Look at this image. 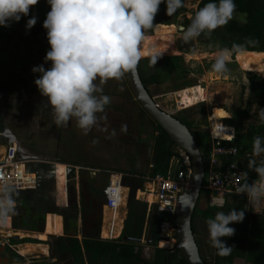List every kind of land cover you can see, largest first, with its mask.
<instances>
[{
  "label": "rangeland",
  "instance_id": "1",
  "mask_svg": "<svg viewBox=\"0 0 264 264\" xmlns=\"http://www.w3.org/2000/svg\"><path fill=\"white\" fill-rule=\"evenodd\" d=\"M198 1L184 0L186 10L179 18L180 21L192 20ZM41 8H44L46 17L50 6L46 0H39L38 4L31 7L28 16L22 17L19 22L10 24L26 22L33 16L38 19ZM232 20L243 24L246 19L245 15L234 13ZM227 25L218 27L210 35L202 34L189 42L182 39L184 29L180 31L176 28L174 32L167 30L163 34L167 53L160 57H182L187 76L185 79H174L160 85L149 86L155 101L163 109L189 122L191 131L197 138H203L208 134L211 123L214 127L221 125V119L225 114L231 117L225 122L234 124L233 113L245 106L247 70L241 69L238 64L249 52L240 49L235 55L232 53L233 56L227 64L228 72L224 74H218L212 70L216 54L221 49L232 50L233 45L238 43V37L227 30ZM49 50L48 40L43 38L42 31L38 28L26 30L22 25L17 28L16 35L6 39L0 38V144H5L6 140L17 139L20 142V150L17 152L19 158L21 155L24 157V147L32 156H40L47 160L53 159L65 165L101 169L102 172L97 174L95 179L90 178L87 170L80 169L77 181L71 169L66 184L67 207L72 208L80 202L86 231L92 234L101 223L102 191L109 172L120 171L119 173L123 174V186L129 189L127 199L130 196L136 197L141 187L140 181L134 179L130 171L133 170L138 174H145L149 171L148 162L157 123L134 99L123 77L120 80H109L101 86L103 94L111 97V103L106 106L105 113H100L98 116L106 115L107 119H100L98 125L94 126L87 135H84L77 127L75 118L70 120L67 126H56L51 109L47 104V97H43L34 84V80L39 78L40 74L32 71L35 66L43 65L46 70L51 67V62L44 59ZM261 53V57L254 59V65L255 72L264 76V51ZM151 57H142L139 62L144 77L155 72L158 65L167 63V61L158 60L153 64ZM171 86L174 90L170 89ZM180 105H185L183 107L186 108H181ZM259 108L261 107L258 105L253 106L251 116L244 122L245 126L258 120ZM121 125H127L126 133L120 131ZM113 129L116 130V135H112ZM216 134L225 136L227 133L225 130H219ZM177 150L183 157L185 152L178 147ZM173 161L175 164L176 160ZM76 182H79V195L76 193L78 198L72 191ZM42 188V185H38L32 191H24L20 194L22 199L15 204V213L11 215L14 223H11V228H9L13 231V235L9 236L10 245L11 239L15 237L37 239L44 230L48 213L59 214L63 222L64 217L67 218L66 210L56 207L54 190L51 189L52 192L47 194ZM206 196L207 192L202 189L193 222L201 253L207 262H211L215 248L211 246L207 221L214 219L220 210L208 208ZM153 197L154 200L157 199L156 195ZM25 198L30 201L26 202ZM230 201L232 202V199ZM240 205L247 210L243 204L240 203ZM261 208L264 209V201L258 205L249 206L252 210ZM204 211L211 213L213 218H206L203 215L204 220H198L199 213L203 214ZM75 213L72 211V214ZM79 213L77 211L75 214L77 216L73 217H78ZM69 219L71 220V217ZM17 229L27 235L25 237L14 235ZM174 243L169 239L159 245L171 249ZM48 246L50 251L51 245L48 244ZM154 253L155 247L143 242L141 254L152 260ZM33 255L34 258L30 256H28L29 259L24 258L7 243L0 245V264H22L24 262L28 264H72V258L67 255L56 259L44 253L36 252ZM237 264L247 263L237 261Z\"/></svg>",
  "mask_w": 264,
  "mask_h": 264
},
{
  "label": "clouds",
  "instance_id": "2",
  "mask_svg": "<svg viewBox=\"0 0 264 264\" xmlns=\"http://www.w3.org/2000/svg\"><path fill=\"white\" fill-rule=\"evenodd\" d=\"M39 0H0V26H10L28 16L32 6ZM50 11L43 22L47 30L50 50L43 65L32 68L39 73L34 80L38 91L47 97L54 123L67 126L75 118L77 127L87 135L105 113L111 97L103 94L102 85L109 80H120L128 73H135L142 59V47L146 33L153 29L159 6L166 4V14L171 16L183 6V0H46ZM236 11L235 0H210L199 8L184 29L182 39L189 42L202 34L210 35L218 27L228 24ZM37 23L35 16L27 20L25 28L31 29ZM239 51V45H233ZM151 61L160 57L152 49ZM232 50L221 49L215 56L212 70L218 74L228 72ZM226 118L223 119V121ZM258 119L264 124V108H259ZM120 131L127 132V125ZM116 135V130H112ZM254 157H264V136L253 139ZM248 168L256 173L257 179L248 183V173H243L244 183L237 188V194H245L250 205L264 201V159L257 163L250 159ZM15 191L7 182H0V225L7 224L15 213ZM243 210L232 209L228 213L218 212L207 221L211 246L221 256L231 253L221 237H231L235 229L230 224L243 221Z\"/></svg>",
  "mask_w": 264,
  "mask_h": 264
},
{
  "label": "trees",
  "instance_id": "3",
  "mask_svg": "<svg viewBox=\"0 0 264 264\" xmlns=\"http://www.w3.org/2000/svg\"><path fill=\"white\" fill-rule=\"evenodd\" d=\"M208 2L210 0H199L196 11ZM235 4V13L245 15L246 20L243 24L232 20L226 28L238 37L236 45H239L240 49L250 54L248 53L238 64L241 69L247 70L246 79L248 84L245 87L247 89V97L245 106L233 113L234 124L228 123L236 129L235 139L226 143L234 144L238 148L237 158L239 163L248 173L251 181H254L257 176L255 172L248 168V163L250 159H256L259 164V161L264 159V157H254L252 151L254 137L258 135L264 136V124H261L258 119L256 122L249 123L247 127H244V122L251 116L253 106L258 105L264 108V76L255 72L254 65V59L261 57V52L264 51V0H235ZM185 10L184 0L183 6L171 16L166 14V4L162 3L159 6V11L153 22L155 27L146 33L141 49L142 57L152 56L153 48L157 49L161 55H166L167 45L163 34L167 30L174 32L179 25H182L184 29L190 25L191 20L189 19L179 20ZM45 19L44 8H41L37 23L32 28L40 29L43 38L47 40V30L43 28ZM26 22L10 24L7 27L0 26V38L6 39L16 35L17 28L22 25L25 27ZM149 34L153 36L149 37ZM232 53L235 55L237 51L232 48ZM158 60L167 61V63L158 65L157 70L147 77L143 76L140 63L137 66L141 80L150 95V85H160L174 79H185L187 76L182 57L164 56L159 57ZM170 89H173V87L171 86ZM229 117V114H225L222 118L228 120ZM177 118L184 122L191 131L189 122H185L179 117ZM154 133L149 171L145 174H138L133 170L130 171L132 177L140 181V188H142L145 181L151 180L157 174L165 176L171 171L176 176L185 166L183 157L177 150L176 144L170 140L169 135L158 124L155 125ZM192 134L194 135V132ZM194 137L200 150H202L208 134L203 138H197L195 135ZM173 160H176L174 165H172ZM150 195V192L146 190H142L139 193V197L155 202L156 199L150 198ZM127 209V217L123 222L122 232L117 239H101L96 235L84 236L80 240L73 235L55 237L52 234H46L44 238L41 236L37 239H18L15 237L11 241L12 243L36 242L34 243L35 246L47 249V244H50V257L56 259L67 255L72 258V264H187L177 248L168 249L159 245L165 241L159 230L160 224L165 217L157 211L155 204L149 206L146 201L130 196L127 202ZM232 209L243 210L245 216L242 222L229 225L235 229L233 236L220 238L227 246L232 247L231 253L227 256H221L218 254V250L214 249L211 262H207L201 253L200 244L196 238L203 260L206 264H237V261H244L247 264H264V209L246 211L240 203L228 202L223 208L217 210L228 213ZM195 212L196 207L192 217L194 234L193 220ZM204 212L206 217L213 218L211 213ZM38 231L42 232L41 229H38ZM143 237L146 240L145 244L155 247L152 260L145 258L141 254L143 247L141 240ZM30 247L28 244H21L16 246V250L22 255H31L28 250Z\"/></svg>",
  "mask_w": 264,
  "mask_h": 264
},
{
  "label": "built area",
  "instance_id": "4",
  "mask_svg": "<svg viewBox=\"0 0 264 264\" xmlns=\"http://www.w3.org/2000/svg\"><path fill=\"white\" fill-rule=\"evenodd\" d=\"M202 102V99H200ZM181 108L185 105H180ZM222 124L216 125L211 123L209 125V132L206 141L204 142L203 149L200 150L203 160H204V180L202 189L208 193L207 203L208 207L212 209H221L228 202H238L243 204L246 211H251L249 209L250 204L248 203L247 197L245 194H237V188L244 183L243 173L245 169L239 163L238 148L234 144L226 143L232 142L236 136V129L233 125L224 123L221 119ZM248 124L244 127H247ZM219 130H225L227 133L225 136H218L216 134ZM18 146L15 142H10L7 144L3 160L0 161V182H7L10 186L15 189H34L38 186L37 178L35 172H28L33 174V184L32 186H19L15 181L14 174L12 172L9 160L13 163L20 161L26 165V160H19L17 156ZM29 161H27L28 163ZM55 164V161H52ZM184 168L176 176L169 171L165 176L157 174L154 178L151 179L152 182L156 183L157 189L154 192L157 196L154 204L158 212L162 213L165 219L160 224V235L165 240H173L176 242V210L178 206V196L180 193L188 191L191 187V180L188 175L190 171V160L187 154L183 156ZM66 166V183L68 181L69 171L73 169L75 179L78 178V171L80 169L87 170L92 177L97 176L101 173L102 170L99 168H89L81 167L74 165H65ZM45 171V170H43ZM42 171V173H43ZM48 173V170H46ZM251 178L248 175V183H252ZM123 174L119 172H109L107 182L103 189V198H104V209L107 208L110 210H116L118 208L119 200L122 196V187H123ZM112 220V219H110ZM10 222V218L8 220ZM7 222V223H8ZM11 225V224H10ZM7 224L0 225V245L9 243V237H5L3 231L8 229ZM107 239H115L112 237V231L110 230V236L104 237ZM175 244V243H174ZM174 246V245H173ZM34 258V255L23 256L24 258ZM49 257V255H47ZM29 259V258H28ZM26 259V260H28ZM22 264H28L26 262Z\"/></svg>",
  "mask_w": 264,
  "mask_h": 264
},
{
  "label": "water",
  "instance_id": "5",
  "mask_svg": "<svg viewBox=\"0 0 264 264\" xmlns=\"http://www.w3.org/2000/svg\"><path fill=\"white\" fill-rule=\"evenodd\" d=\"M183 29L184 27L182 25L178 26V30L181 31ZM125 80L134 99L138 102L140 107L169 135L170 140L189 157L191 168L190 171H188V175L191 180V187L188 191L182 192L178 196V206L175 215L176 242L172 248H177L181 252L182 257L187 264H206L200 254L192 228V217L200 197L204 180V160L197 141L189 127L184 122L179 120L171 112L163 109L155 101L153 96L150 95L141 80L138 67L135 73L126 74ZM11 142H15L20 150V142L17 139H13ZM27 164V170H35V173L38 176L37 181H39V177L43 170H51L48 171L52 176L51 189L55 188V166L52 161L51 163L29 162ZM14 191L16 202H19L22 199L20 194L26 191V189H14ZM126 202H128V199ZM56 207L59 209L63 208V210L65 209V207ZM53 236L57 237L58 235L53 234Z\"/></svg>",
  "mask_w": 264,
  "mask_h": 264
},
{
  "label": "crops",
  "instance_id": "6",
  "mask_svg": "<svg viewBox=\"0 0 264 264\" xmlns=\"http://www.w3.org/2000/svg\"><path fill=\"white\" fill-rule=\"evenodd\" d=\"M225 121L226 120H224V122ZM225 123H227V122H225ZM11 141L12 140H8V141L6 140L5 144H0V161L3 160L6 146ZM151 149H152V147H151ZM28 151L29 150L27 148L23 147V155H24V157L21 155V158H23V159L19 158V155H18L19 160H24V161L26 160V164H27V161H29V162H37V163H40V162L51 163V161H53V159L50 161V160H47L46 158H41L40 156H32L31 154H29ZM150 157L152 158V150L150 151L148 167L151 166ZM54 161H55V164H56L55 165V170H54V175H55V178H54V180H55V194H56L55 199H56V202H57L56 205L59 206V207H65V210H66V212L68 213L69 216L67 215L68 219L64 217V222H63V218L59 214L48 213L46 215L44 231H43V233H41L39 235V237L41 236L42 238H44L46 234H52V235L56 234L58 236H61V235L62 236L73 235V236H76L77 238H79L81 240L84 236L90 237V236H96L97 235L101 239H107V238H104V237L110 236V230H111L112 231V237H114V236L119 234L118 236H116L115 239L119 238V236H120V234L122 232L123 222H124L125 218L127 217L128 209H127V202L126 201H127V195L129 193V189L126 186L122 187V196H121V198L119 200L118 208L116 210H114V211L110 210L109 211V209H107V208L104 209V207L102 205V208H101V223L98 226L99 228L94 233L90 234L89 232L86 231V227H85V224H84V221H83V218H82V214H81L82 209L80 210V208H81L80 202H79V204L76 203L74 205V207H72V208L67 207L66 166H65V164L57 162L56 160H54ZM9 162H11L10 166H11L12 172L14 174L15 181L18 183V185L19 186H25V185L32 186L34 177H33V174L27 173V171L28 172H35V170L34 169H31V171L27 170L26 169V165H24V163L20 162V161H17L15 163H13L11 160H9ZM174 162L175 161H172V165L174 164ZM48 171H51V170H48ZM89 175H90V178H93V179H95L97 177V176L92 177L90 173H89ZM75 180L77 181L78 179H75ZM146 182L147 181H145L143 183V185H142V188H140L137 191L136 198L141 199L143 201H146L149 204V206H151V205L154 204V202H150V201L144 199V197H139L140 191H142V190L143 191H145V190L148 191L146 189ZM21 190H23V189H21ZM27 190H33V189H26V191ZM78 190H79V182H76V185H75V187H74V189L72 191H74L73 193H74V195L77 198H78L77 194L79 195V193H78L79 191ZM150 194L152 195V196L150 195V198L154 199V197H153L154 194L151 193V192H150ZM207 197H208V193H207V196H206V201H207ZM14 199H15V202H16L15 195H14ZM128 199H129V197H128ZM25 200H26V202L30 201V199H27V198H25ZM77 207H79L78 210H77ZM72 211L76 212V213H77V211L80 212L78 217H73V216H75L76 213L72 214ZM203 215H204V213L202 214L200 212L199 216H198V218H199L198 220H204ZM69 217H71V220L69 219ZM110 219H112V220H110ZM11 223H14V219L12 218V216H10V222L7 223L6 227H8ZM193 225H194V228H195V223L194 222H193ZM9 228H11V225H10ZM8 229L3 231V232L7 231V232L10 233V235L5 236V237H9V236L13 235L12 234L13 231L10 230V229L8 230ZM14 235H20L21 237H25L27 234H25L23 231H20V229H17L16 232H14ZM21 239H23V238H21ZM143 242L144 243L146 242L144 237L141 240L142 244H143ZM34 243H36V242H34ZM34 243L33 242L11 243L10 246L17 253H18V251L16 250V246L21 245V244H28V245L31 246L30 248H28V250L30 251L31 255L35 254L36 252L41 253V254L44 253V255H46V254L48 255L50 253V251L48 250L49 249L48 244H47V246H48V249H47L45 247H43V248L37 247V246H35ZM42 244H46V243H42ZM12 246H14L15 249ZM18 254H20V253H18ZM44 255H42V256H44ZM20 256L23 257V256H26V255L20 254ZM49 256H50V254H49Z\"/></svg>",
  "mask_w": 264,
  "mask_h": 264
},
{
  "label": "flooded vegetation",
  "instance_id": "7",
  "mask_svg": "<svg viewBox=\"0 0 264 264\" xmlns=\"http://www.w3.org/2000/svg\"><path fill=\"white\" fill-rule=\"evenodd\" d=\"M51 177L52 176L49 172L46 173V171H43V173H41V176L39 177V181L37 183L38 185H42L43 191H45L47 194L51 193L52 190H54V192H55V188L51 190V182H52ZM102 195H103V191H102Z\"/></svg>",
  "mask_w": 264,
  "mask_h": 264
},
{
  "label": "bare ground",
  "instance_id": "8",
  "mask_svg": "<svg viewBox=\"0 0 264 264\" xmlns=\"http://www.w3.org/2000/svg\"><path fill=\"white\" fill-rule=\"evenodd\" d=\"M218 136H220V135H218ZM223 137V136H222ZM146 189L148 190V192H151V193H153L154 195H155V191H156V189H157V186H156V183H154V182H151V181H147L146 182ZM3 234H4V236H8V235H10V233L9 232H3Z\"/></svg>",
  "mask_w": 264,
  "mask_h": 264
}]
</instances>
